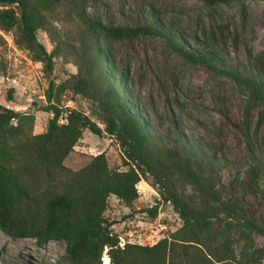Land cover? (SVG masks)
Instances as JSON below:
<instances>
[{
	"label": "rangeland",
	"instance_id": "374dc122",
	"mask_svg": "<svg viewBox=\"0 0 264 264\" xmlns=\"http://www.w3.org/2000/svg\"><path fill=\"white\" fill-rule=\"evenodd\" d=\"M84 8L89 16L109 25L159 26L188 49L209 52L221 66L255 76L264 85V0H84ZM51 17L54 36L65 41L63 51L53 58L52 71L17 45L14 30L0 28V104L33 113L34 133L45 131L52 116L43 109L49 80L58 82L77 72L84 33L76 20L67 19L64 8ZM36 37L48 51L55 45L44 30H37ZM102 45L112 80L144 118L157 144L174 154L181 150L190 154L194 169L212 180L223 199L238 200L264 231V98H249L232 77L185 58L157 34L108 38ZM60 105L81 109L104 126L91 112L92 102L79 94L66 90ZM99 153H104L111 169L128 168L113 136L96 135L86 128L63 164L76 171ZM251 167L257 169V180L252 179ZM153 181L151 175L141 174L135 184L138 196L128 205L113 194L107 198L103 216L112 222L120 246L127 241L153 244L182 225ZM60 182L37 180L36 197L42 201ZM177 186L188 198L197 197L191 184L179 180ZM154 204H158L156 217L139 212ZM253 239L264 264V235L254 233ZM206 242L216 259L217 239ZM239 246L237 241L231 245L236 255ZM107 249L102 251L101 263L109 261ZM65 254L63 240L38 243L34 237L16 238L0 229V264H71Z\"/></svg>",
	"mask_w": 264,
	"mask_h": 264
},
{
	"label": "trees",
	"instance_id": "16d2710c",
	"mask_svg": "<svg viewBox=\"0 0 264 264\" xmlns=\"http://www.w3.org/2000/svg\"><path fill=\"white\" fill-rule=\"evenodd\" d=\"M219 1L226 0H211ZM59 8L84 32L78 70L58 82L49 80L43 109L52 116L43 132H33V113L0 104V229L16 238L34 237L38 243L63 240L64 258L71 264H262V253L253 239L254 233L264 235L262 227L244 213L238 200L219 195L212 180L194 169L190 154L182 150L174 154L157 144L144 118L112 80L102 40L137 34L163 36L185 58L232 77L254 100L264 98L261 80L221 66L209 52L188 49L159 26L102 23L85 12L84 0H0V28L14 30L17 45L27 49L32 60L41 61L46 70L52 71L53 58L65 45L54 36L51 24V16ZM39 29L55 41L50 51L37 39ZM66 90L90 100L91 112L104 126L81 109L63 108L60 102ZM60 117L65 121L59 122ZM84 128L96 135L113 136L128 168L111 169L104 153L93 156L79 170L66 167L63 161ZM250 172L253 180L259 178L256 167ZM146 173L152 176L160 198L171 202L182 225L153 244L127 241L120 246L112 222L103 216L107 198L113 194L130 204L138 196L135 184ZM53 179L61 182L41 201L35 195L37 180ZM179 180L191 184L197 197L184 195L177 186ZM157 208L154 204L139 212L154 218ZM213 239H217L216 259L206 242ZM234 241L240 243L238 257L231 248ZM104 247L108 248L107 263L100 260Z\"/></svg>",
	"mask_w": 264,
	"mask_h": 264
},
{
	"label": "built area",
	"instance_id": "2783aa9c",
	"mask_svg": "<svg viewBox=\"0 0 264 264\" xmlns=\"http://www.w3.org/2000/svg\"><path fill=\"white\" fill-rule=\"evenodd\" d=\"M122 246V245H121Z\"/></svg>",
	"mask_w": 264,
	"mask_h": 264
}]
</instances>
